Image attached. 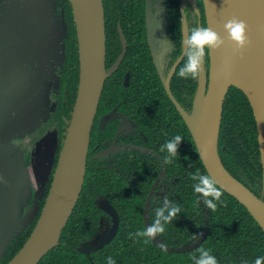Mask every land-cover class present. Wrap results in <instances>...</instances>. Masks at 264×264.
Instances as JSON below:
<instances>
[{"label":"flooded vegetation","instance_id":"flooded-vegetation-1","mask_svg":"<svg viewBox=\"0 0 264 264\" xmlns=\"http://www.w3.org/2000/svg\"><path fill=\"white\" fill-rule=\"evenodd\" d=\"M103 3L109 42L106 69L114 72L105 82L92 126L86 178L76 205L81 218L76 222L74 234L79 239L70 256L71 263L104 264L103 258L109 257V249L116 245L124 227L129 231L127 242L131 245H154L166 254L192 253L209 235V210L202 197H194L193 190L188 189L195 143L174 100L185 111H192L198 78L195 81L179 76V69L186 62L185 54L177 63L184 52V26L188 35L193 27H207L204 1L103 0ZM69 5V0H0V7L9 12L8 18L12 20L4 21V30L0 32V80L3 91L12 93L9 97L7 93L0 94V116L7 118L4 125L11 122L3 136L11 138L21 151L32 179L31 196L26 205L22 204V210L24 214L31 209L36 211L34 221L46 203L54 174L46 178L50 149L38 144L49 133L56 135V169L76 102L79 72L75 86L70 38L63 40L67 49L58 50L64 59L59 66L50 56L55 49L43 48L34 55L31 40L27 39V45H23L21 36H33L38 30L34 25L27 32L14 19H23L26 14L31 20L37 17L45 21L47 17L54 33L59 35L64 22L70 24ZM183 10L185 19H181ZM204 64L209 67V50ZM10 67L16 68V73L12 74ZM34 78L39 84L38 92L33 90ZM163 79H170L174 100ZM9 80L13 81V88H9ZM36 113H41L40 125L30 132ZM175 135L183 137L179 155L165 164L169 154L161 151V147ZM165 198L179 205L180 213L165 225L163 234L154 239L135 238L136 232L144 231L154 220L155 210L163 206ZM198 204L204 213L202 222L193 216ZM115 231L110 242L97 251L86 245L100 236L111 237ZM237 259L243 261L240 264H255L242 257Z\"/></svg>","mask_w":264,"mask_h":264},{"label":"water","instance_id":"water-1","mask_svg":"<svg viewBox=\"0 0 264 264\" xmlns=\"http://www.w3.org/2000/svg\"><path fill=\"white\" fill-rule=\"evenodd\" d=\"M203 1L207 27L224 38L225 45L219 50H209V67L206 68L203 64L204 71L198 77L192 111H185L173 99L170 79H163V82L193 137L198 155L208 175L217 182V187L234 197L247 209L264 232V0ZM69 2L72 8L79 57L76 102L70 120L67 122L68 128L64 133L56 169H54L56 135L49 133L38 144V146H49L51 159L48 162L46 178L49 179L54 173L52 186L31 234L7 264H39L60 244L63 231L83 190L92 126L105 82L114 72L113 69L109 71L106 69L107 35L103 0H69ZM3 8V6L0 7V13H3L0 16V32L4 30L3 22L10 20L9 12ZM27 17L26 14L23 19L15 18L14 22L22 23L26 31L27 28L35 25V30L37 28L38 32L30 37L22 35L23 45H27V39L31 40L35 45L34 55L41 52L43 48L46 51L55 49L50 52V56L56 59L59 66H62L64 59L58 50L67 49V44L63 40L70 38L69 22H64L62 34L60 32L58 35L54 33L52 24L49 23L51 21L47 17L45 21L37 17L34 20ZM233 17L245 21L249 28L248 35L252 45L246 48L242 55L235 52L223 28L224 24ZM1 36L2 33H0ZM187 36L188 30L185 25L184 41ZM185 52L184 45V52L177 65ZM177 65L174 66L172 75ZM51 68L53 75V64ZM16 70V68H9L12 74L16 73ZM35 78L33 90L38 92L39 84ZM13 86V81L9 80V88ZM231 88L244 93L255 118L260 162L263 169L261 197L226 169L219 153L224 104ZM0 89V94L7 93L8 97L12 94L10 91H3L1 80ZM54 108L53 105L52 111ZM40 114L36 113L30 132L40 125ZM6 119L0 116V178H2L0 181V264L6 259L13 239L27 231L37 216L33 209L27 214H24L22 210V204L26 205L31 196L32 179L21 151L12 143L11 138L3 136L11 124L10 122L4 125ZM115 234L116 231L111 237L100 236L88 241L86 245L97 251L109 243ZM194 248L195 246L189 249ZM177 252H181V249Z\"/></svg>","mask_w":264,"mask_h":264},{"label":"trees","instance_id":"trees-1","mask_svg":"<svg viewBox=\"0 0 264 264\" xmlns=\"http://www.w3.org/2000/svg\"><path fill=\"white\" fill-rule=\"evenodd\" d=\"M69 13L71 27L68 43L69 51L73 53L75 60L71 70L75 74L74 85L76 86L79 72L78 47L71 9ZM108 43L107 41V50ZM194 151L193 172L190 175L188 189L193 190V196L198 198L200 194L195 193L193 188L197 181L192 179V175L197 171L201 175H208V173L197 154L195 146ZM219 152L226 169L236 179L250 187L256 195L260 196L263 170L260 162L256 122L247 97L236 88L229 90L225 100ZM222 192V203L217 204V209L213 211L207 208L209 210V235L203 244L192 253H186L185 255L166 254L163 251L160 253V250L154 245H131L127 242L130 237L129 231L124 227L120 231L116 245L109 249V257L115 261V264H195L194 257L198 258V250L203 248L209 250L210 254L215 256L218 264H240L243 262H238L239 259L237 258L240 257L251 263H255L258 258H264L263 230L243 205L223 190ZM199 206V204L196 205L193 216L196 217V221L202 222L204 213ZM76 210L75 207L63 231L60 245L50 251L39 264H73L70 256L74 253V246L79 239V236H75L74 231L77 228L76 222H79L81 218ZM84 217L82 215V220H84ZM35 224L36 221L27 231L23 232L18 238L13 239L9 253L1 264H7L22 248ZM134 237L138 239L147 238L137 237L136 235ZM109 257L103 258L104 264H108Z\"/></svg>","mask_w":264,"mask_h":264},{"label":"clouds","instance_id":"clouds-1","mask_svg":"<svg viewBox=\"0 0 264 264\" xmlns=\"http://www.w3.org/2000/svg\"><path fill=\"white\" fill-rule=\"evenodd\" d=\"M185 10L182 18L185 19ZM227 39L233 44L236 53L243 54L244 50L252 45L248 35V25L245 21L233 17L223 26ZM186 48V62L179 69V76L182 79L196 80L204 71L203 64L207 50H219L225 45V39L209 27H193L187 39L184 41ZM183 141L181 135H175L171 140L165 142L161 151L166 150L169 158L164 163H172L173 157L179 155V148ZM192 179L197 181L194 184V192L200 194L204 204L208 209L215 211L217 204L222 203V190L217 187V182L210 175H201L199 171L192 175ZM2 181V178H0ZM180 206L169 201L167 198L163 201V206L155 210L154 220L147 226L144 231L135 233L137 237L155 238L165 232V225L170 223L180 213ZM161 247H164L162 244ZM199 257H194L195 264H218L215 256L210 254L209 250L199 249ZM108 264H115V261L109 257ZM255 264H264V258H258Z\"/></svg>","mask_w":264,"mask_h":264}]
</instances>
